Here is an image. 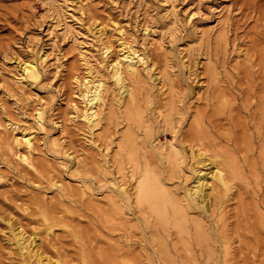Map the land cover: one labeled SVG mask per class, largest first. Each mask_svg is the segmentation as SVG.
<instances>
[{"label":"rangeland","instance_id":"obj_1","mask_svg":"<svg viewBox=\"0 0 264 264\" xmlns=\"http://www.w3.org/2000/svg\"><path fill=\"white\" fill-rule=\"evenodd\" d=\"M119 41L147 63L133 83L139 122L124 115L110 76ZM30 58L33 80L20 75ZM97 75L107 89L95 129L80 116V84ZM210 158L229 189L210 194L208 212L186 207L179 224L169 204L161 220L133 202L148 166L185 208L194 166ZM261 218L264 0H0V264L37 261L15 233L49 264H218L225 240V264H264Z\"/></svg>","mask_w":264,"mask_h":264},{"label":"bare ground","instance_id":"obj_2","mask_svg":"<svg viewBox=\"0 0 264 264\" xmlns=\"http://www.w3.org/2000/svg\"><path fill=\"white\" fill-rule=\"evenodd\" d=\"M95 33H97V32H95ZM100 34H99V37L101 36ZM97 37H98V35H97ZM119 47L120 48H118V50H119L118 55L115 54L116 57L112 58V61H110V63L112 62L111 63V65H112L111 66L112 67V70L111 71L112 72L110 73V76H112L111 78L114 81L115 87L119 91V97H118V99L116 98L117 99V103H118L119 107L123 106V109H124V112H125L124 115H127L129 118H132L136 122H139L141 120V115L142 114H141V112L139 110V104L137 102L136 89H135V86H134L133 83L139 80V77H140V66H143L144 64H147V63L145 61L144 55L138 49L133 48L130 45H125L123 42H120ZM103 49H105L106 53H109L110 52V44H109V46H108V44L105 45V47ZM21 69H22V73H20V75L22 74L21 78L23 77L24 79L26 78L27 80L28 79H32V80L33 79H36L39 76V74H40L38 62L35 60V58L34 59L33 58H30V59L25 60V62H23V66H22ZM154 74L155 73H153V75ZM155 79H156V77H154V80ZM154 80H152V81H154ZM80 86H82V88H83L82 89L83 91L81 93V99L84 102L83 108L81 109L80 116L82 115L81 117H82V119L84 121V124H86L90 128H95V127L98 128V126L100 125V123L102 121L101 118L104 115V112H103V108H104L103 106H104V103H105V97L104 96H105V92H106V89H107L106 86H105V80H104V78L102 76H98V77H95V78L93 77V79L87 78V79H85V81H83L80 84ZM75 109H78V108L75 106ZM36 115H37V120L39 122H42V112L41 111H38L36 113ZM131 133H133V132H131ZM21 136H22V139L24 140L21 143L26 146V149H28V150L30 149L31 150L32 147H34L33 146V143H34L33 142V139H34V137H32L31 135L26 134V133H22ZM17 139L15 140L17 142V143H15V145L16 144H19V142H18ZM125 141L129 145L133 144V139L130 137V135H129V137H127V135H125ZM24 145H22V146L24 147ZM129 154L132 157H134V150H133L132 147H131V151L129 152ZM167 155H169V154L167 153ZM195 157H196V155H195ZM20 159H22L24 162H26L30 166L33 163V162L32 163L30 162V158H29V156L26 153H24L22 156H20ZM198 161H199V159H198ZM167 163H170V161H168ZM201 165H202V167L203 166L205 167L207 165H211V166L206 167V169H208V171H205V169L203 170V168L202 167H199V165L194 166L195 167L194 172L196 173V176L193 179L194 180L193 185H191L190 187L188 186L189 188L185 192V194H186V198H185L186 199V206H185V208L181 207L182 205L180 204V199H178L176 197H173L171 195V193L161 184V182L158 179L157 175L153 172V170H150L151 167L149 169L148 166H145L144 167L143 164H142V166L144 167V169L140 172V174L138 176L137 184L135 186V191L133 193V198L135 199L133 202L136 201L137 203L141 204L139 206H142V204H144V203L148 204L149 207H147V208H150L152 210V212L153 211H156L157 214H158V216H159V219H161V220H164L166 218V216L168 215L167 214L166 207L169 204L171 206V209H172V214L171 215L173 216V219H174V217L175 218H178V223L179 224L180 223L181 224H184L183 222H181V219L185 220L184 214L186 216L187 208H190V209H200V210H203L205 212H208V210H210L209 209V203H208V200H209V198L211 196L210 194L211 193L212 194L213 193H217V191H218L219 188H223L224 191H227L229 189V186H228V182L226 181V179L224 177V174H223V171H224L223 170V167L222 166H217V162H216V160L214 158H210L209 159V162L202 161V164ZM138 166H139V164H138ZM133 167H134V165H133ZM212 168H214V169H212ZM135 175H136V173H135ZM160 178H162V177H160ZM206 189H210V192L209 191H206ZM118 192L122 195V197H123L122 199H125L127 202H129L131 195H129V193L127 192V190H126V188L124 186H121ZM185 194H183V195H185ZM112 201L114 202V200H112ZM137 203L135 204L136 206H137ZM124 204H126V203H124ZM213 204H214V202H213ZM144 207L146 208V205ZM219 207H220V205H219ZM141 208L142 207H140V209ZM211 209H213V207H211ZM151 210H149V212ZM46 214L44 213L45 220L49 218L48 217L49 213H48V215H46ZM187 216H188V214H187ZM195 222L198 223V220H195ZM259 222L260 223H264V220L261 218V220ZM47 224H49V228L52 225L50 223H46V225ZM261 228L262 227H261L260 224H258V226L255 225V226L252 227V229L254 231H256L257 234H260L261 233ZM182 231H185V230L182 229ZM202 231L203 230H201V229H198L197 230V228H196L195 236L198 239V241L204 240V237L205 236L203 235V232ZM22 234H19V233H15L14 234L15 235L14 237H15L16 245L19 248V250H21V253L22 252H33L34 255H32V256L37 257V261L35 262V264H49V259H45L46 261H44L42 259L43 257H41L42 254L41 255H38L37 250L34 251L33 250V247L31 248V246H33V243H31L30 241H28ZM155 234H156V232H155ZM184 234H185V232H184ZM33 237L36 240V234H34ZM12 240H13V238H12ZM193 241L196 243L197 240L196 239H193ZM227 241L228 240H225L224 241V244H223V247H222V251H221L222 252V256H223V258H222L223 260L220 263L218 262V264H225L227 262V258L229 256H231V254H230L231 253V250H230L231 246L229 245V243ZM183 246H184V244H183ZM220 250H221V248H220ZM153 253H155V252H153ZM157 255H158V253H157ZM161 256L162 255H160L159 257H161ZM168 256L169 255H167V257ZM172 256H174V255H172ZM209 258H211V256ZM170 259L172 261V258H170ZM173 259H175V258L173 257ZM28 260L29 261L27 262V264H32V262L30 261V259H28ZM174 264H176V262Z\"/></svg>","mask_w":264,"mask_h":264}]
</instances>
